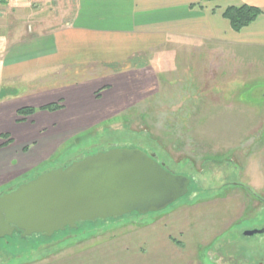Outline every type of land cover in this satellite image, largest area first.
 Wrapping results in <instances>:
<instances>
[{
	"label": "crops",
	"instance_id": "1",
	"mask_svg": "<svg viewBox=\"0 0 264 264\" xmlns=\"http://www.w3.org/2000/svg\"><path fill=\"white\" fill-rule=\"evenodd\" d=\"M199 2L0 0V29L9 38L0 44V135H6L0 141V184L28 174L78 134L123 113L130 105L114 85L131 78L154 83L164 71L166 84L181 83L193 70L198 83L210 76L213 84H234L230 97L220 96L229 101L222 114L264 116V0ZM240 4L262 13L235 32L221 11ZM77 68L88 72V81H55ZM98 72L110 82L101 92L93 84L98 80H91ZM56 83L63 85L54 97L24 103V86L38 97L46 84ZM53 102L62 107L17 120L16 110L25 104ZM182 239V245L191 241Z\"/></svg>",
	"mask_w": 264,
	"mask_h": 264
},
{
	"label": "rangeland",
	"instance_id": "2",
	"mask_svg": "<svg viewBox=\"0 0 264 264\" xmlns=\"http://www.w3.org/2000/svg\"><path fill=\"white\" fill-rule=\"evenodd\" d=\"M3 34L0 29V44H8ZM104 74L91 79L98 80L93 84L100 92L109 82ZM88 75L77 68L70 79L55 81L80 84ZM193 75L191 70L184 82L166 84L162 71L153 76L154 83L147 76L115 83L130 107L78 134L28 174L0 184L2 194L75 159L110 148H137L190 178L184 196L161 211L79 222L49 237L16 232L0 237V264H259L264 233H244L264 228V116L222 114L229 101L220 96L228 97L234 84H213L210 76L198 83ZM61 85L46 84L38 97L24 86V103L54 97ZM150 93L151 99H141ZM181 239L191 241L182 245Z\"/></svg>",
	"mask_w": 264,
	"mask_h": 264
},
{
	"label": "water",
	"instance_id": "3",
	"mask_svg": "<svg viewBox=\"0 0 264 264\" xmlns=\"http://www.w3.org/2000/svg\"><path fill=\"white\" fill-rule=\"evenodd\" d=\"M189 183V177L174 174L153 153L137 148L99 151L0 194V237L16 231L22 237H49L79 222L161 211L184 196Z\"/></svg>",
	"mask_w": 264,
	"mask_h": 264
},
{
	"label": "trees",
	"instance_id": "4",
	"mask_svg": "<svg viewBox=\"0 0 264 264\" xmlns=\"http://www.w3.org/2000/svg\"><path fill=\"white\" fill-rule=\"evenodd\" d=\"M209 1L213 0H200L198 4L201 5L202 2ZM261 13L262 10L259 7L248 4H240L225 7L221 11V16L229 22L233 31L238 32L243 27L253 22ZM61 107L62 105L59 102L48 103L38 108L31 106L20 107L16 110L17 120H25V118L34 114L38 110L55 111ZM4 137H6V135H4Z\"/></svg>",
	"mask_w": 264,
	"mask_h": 264
},
{
	"label": "flooded vegetation",
	"instance_id": "5",
	"mask_svg": "<svg viewBox=\"0 0 264 264\" xmlns=\"http://www.w3.org/2000/svg\"><path fill=\"white\" fill-rule=\"evenodd\" d=\"M17 234H21L20 231H16ZM264 233V232H263ZM261 234V233H260ZM256 235H259V234H254L253 236H256ZM259 264H264V257L261 258V261L259 262Z\"/></svg>",
	"mask_w": 264,
	"mask_h": 264
}]
</instances>
